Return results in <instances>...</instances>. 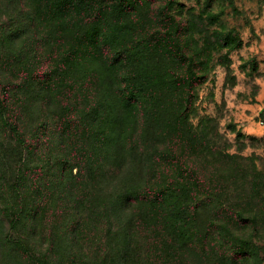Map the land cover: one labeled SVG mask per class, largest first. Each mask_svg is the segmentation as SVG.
<instances>
[{"label":"rangeland","instance_id":"374dc122","mask_svg":"<svg viewBox=\"0 0 264 264\" xmlns=\"http://www.w3.org/2000/svg\"><path fill=\"white\" fill-rule=\"evenodd\" d=\"M103 4L111 9L114 3ZM167 5H148L144 18L130 19L132 38L114 35L125 62L116 61L108 103L94 99V84L86 85L89 77L103 76L107 64L81 53L79 33L70 27L76 18L57 14L53 0H32L30 15H21L16 0L9 9L14 18L20 15L19 26L0 10V91L21 89L9 96L16 110L7 117L32 144V155L23 160L28 151H21L8 127H0V211L7 217L36 214L34 222L2 221L0 264H259L216 253L229 251L236 235L253 234L255 244L264 245L262 221L248 234L232 218L264 198V0ZM160 75L165 87L155 86ZM151 101L161 109V128L145 125ZM22 103L28 111L20 121ZM90 109L95 113L88 115ZM97 125L121 140L111 158L89 153ZM21 163L30 182L63 170L73 177L77 168L84 176L71 185V197H59L54 184L43 187L41 179L31 188L21 186ZM20 198H26L23 205ZM198 206L202 223L193 214ZM207 218L222 229L213 231V241L198 239L191 257L146 259L145 252L158 247L142 240L144 227H208ZM126 227L139 228L132 243L125 241ZM4 237L29 245L30 259H21L9 243L4 248ZM129 251L138 256L127 263L123 256Z\"/></svg>","mask_w":264,"mask_h":264},{"label":"trees","instance_id":"16d2710c","mask_svg":"<svg viewBox=\"0 0 264 264\" xmlns=\"http://www.w3.org/2000/svg\"><path fill=\"white\" fill-rule=\"evenodd\" d=\"M16 0H0V10L4 9L6 10V18H14L12 16L13 12L10 11L9 6H12L13 3H15ZM19 3H21L22 10L21 15L26 14L30 15V9H28L31 6L32 0H17ZM104 1L107 2H113V8L110 9L108 6H104ZM157 2L162 3L165 5L164 7H168L167 0H53V7L54 10L58 13H67L72 18L77 19V23L73 24L71 23V32L73 33L74 30L79 33V48L81 49V53L85 55V58L87 60L91 59L94 62H99V59H103V62L106 63L105 69H103V76L100 74H95V78L92 79V77H89L91 80V83H86V85L90 84V87L92 84H94L96 87L95 89H92V93L94 96V99L97 98L99 100H102L104 103L110 102L111 98L114 96V79H113V71L114 67L116 65V61L120 60L122 62H125V56H124V50L120 47L121 42L120 39H115L114 35L118 34L122 36L121 40H124V37L127 36L129 38H132V32L130 30V19H135V17H142L146 15L147 7L148 5L156 4ZM17 6V5H16ZM15 6V8H16ZM16 17L14 18L13 22L16 26L18 25V21L20 18H18L20 15L16 13ZM54 15V14H53ZM55 16V15H54ZM10 19V20H11ZM168 18L166 17L164 19V22ZM0 23H3L0 21ZM54 26H58L57 24ZM131 29L138 30L137 34L139 33V28L136 26H132ZM0 33L2 31L0 30ZM11 32L8 33L10 35ZM5 34V33H4ZM3 34V35H4ZM140 35V34H139ZM106 52V53H105ZM112 52V53H110ZM73 53V51H72ZM91 64V63H87ZM95 66H93V69ZM162 74V72H160ZM192 80L195 82H198L200 80V77L192 72ZM192 82V81H191ZM165 87V83L162 81V75L155 80V86L160 84ZM88 89V86H87ZM19 86L15 87H9V86H3L1 89V96H0V127H8L11 132L14 134L13 137L15 141L19 144V146L22 148L21 151H28L24 152L22 159L25 160V157L30 154V148L32 147L31 143H27L23 140V137L20 136L21 129L18 125H16L14 122L11 121V117H7L8 113L13 114L16 109L13 108V104L11 101L10 95L12 97H15L16 94L19 95ZM28 91V88H27ZM173 93V92H172ZM89 97L86 96L85 100L88 101ZM151 107H146L145 109V116H144V122L145 125L150 128L152 126L161 128V120L163 119L161 109L158 106H154L153 101H151ZM24 103H22L19 107V110L21 111V114L19 113L18 117L21 121L23 120V116L27 113L28 109H24ZM26 106V105H25ZM18 110V109H17ZM91 113H95L94 110H89L87 112L88 115ZM104 129L109 131V125H106ZM87 131V130H86ZM105 131L100 130L99 126H96V129L91 134L88 143L89 144V153L98 155H104V157H112L115 149L118 148V145L120 144L121 140H115L113 139V136L110 135V132L104 134ZM101 133V134H100ZM154 133H157V131H153ZM159 134H161L159 132ZM168 134V133H167ZM166 134V135H167ZM120 135V133L117 134V136ZM154 137L157 138L156 134ZM158 139V138H157ZM38 147L40 144H37ZM20 151V154H22ZM32 155V153L30 154ZM34 156V153H33ZM35 157V156H34ZM36 158V157H35ZM93 158V156H92ZM91 159V155H90ZM21 160V156H20ZM22 160V161H23ZM25 163H21L17 170V179L18 182H20L21 186L28 185L29 188L33 187L35 184H40V179L43 180V187H47L48 183L54 184V187L56 189L54 194L66 197H71L73 190L71 185L79 178L83 177L84 174H81V169H78V172L70 177L65 173V171L55 172L52 173L51 177L45 178L40 175L38 179L35 180V182H30L28 179H26L27 175L29 174V168L24 165ZM76 166V165H75ZM77 167V166H76ZM43 169V168H42ZM127 170V167L124 169ZM42 174V173H41ZM46 180V181H45ZM30 182V183H29ZM111 184V183H110ZM113 186V184H111ZM70 192H66L69 191ZM68 195V196H67ZM71 195V196H70ZM23 197V196H22ZM26 198H24L25 200ZM23 199L20 198L19 201H21L23 205ZM44 198V202H45ZM252 201V200H251ZM259 204L255 205L252 209L250 207H246L247 210L240 209L236 213L232 215L233 222H235V225L238 226L235 228H242L243 230L248 231V234L250 231L255 233L256 228L259 227L262 221V225L264 224V198H260ZM130 202L127 201L125 204L126 206H129ZM251 209V210H250ZM194 216L196 217L197 223L201 222V216H203L204 211L201 206H198L193 211ZM34 215H30V213H26L25 215L20 212H15L14 215L6 216L4 214L1 215L0 211V224L3 225V220H6L8 222L9 218L11 219L8 223L11 226L15 225V222H19L22 218H25V220H32L34 222ZM216 218V217H214ZM3 221V222H2ZM206 225L208 227H190V228H177V229H158L155 227H144L142 229V233H140L142 240L150 245V247H154L156 245L158 247V250L152 253L145 252L146 259H149V257L153 254L155 257L154 259H175L176 257L180 256H187L191 257L192 254H195V247L200 242L206 243L209 241H213L212 235L213 231L222 229L218 227V224H216L214 221H211L209 218L206 220ZM226 226V225H224ZM125 231V238L128 243H132L136 237V230H139L137 227H126ZM242 230V231H243ZM118 230L113 231V235L116 234ZM139 233V232H138ZM99 237H102V239L105 238V232L98 229L97 233ZM247 234V235H248ZM116 236H119L116 234ZM255 235L251 234L250 236H242V235H236L235 237L230 239V247L231 249L225 253H216V256H220L221 259H244L249 262H258L261 263V254L264 256V245L262 247H258L255 244ZM222 237V242H225L226 237L217 235V238ZM122 238V237H121ZM200 240L198 243L197 240ZM7 243L12 245L11 247H14L13 250H16L19 254H21V259H30L32 255L31 254V248H29V245L26 243H22L21 241L16 242L15 244L9 242L6 237L3 239V246L4 248H7ZM249 245L251 249L249 248ZM247 247V249H246ZM246 249V250H245ZM249 249V251H248ZM193 251V252H192ZM136 253L126 252L123 256V259L125 262L129 263L132 261ZM138 256V255H137Z\"/></svg>","mask_w":264,"mask_h":264}]
</instances>
